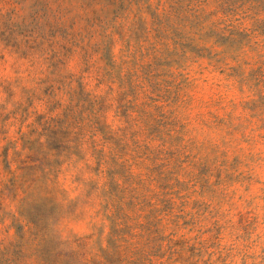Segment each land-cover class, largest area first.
<instances>
[{
  "label": "rangeland",
  "instance_id": "1",
  "mask_svg": "<svg viewBox=\"0 0 264 264\" xmlns=\"http://www.w3.org/2000/svg\"><path fill=\"white\" fill-rule=\"evenodd\" d=\"M172 4L0 0V264H264V0Z\"/></svg>",
  "mask_w": 264,
  "mask_h": 264
},
{
  "label": "trees",
  "instance_id": "2",
  "mask_svg": "<svg viewBox=\"0 0 264 264\" xmlns=\"http://www.w3.org/2000/svg\"><path fill=\"white\" fill-rule=\"evenodd\" d=\"M185 1L190 2V0H172V2H173V4L171 5L172 12L169 13V16L167 18V22H168L167 24L168 25H170L172 23L178 24V18L183 13V3ZM206 2H204V4ZM190 11H192L191 12L192 13L191 17L193 18L192 28L195 31L199 30V29H202L203 26L205 25V23L209 21L211 15L210 14H206L205 7L204 6L201 7V5L197 6L196 9L190 10ZM172 15H176L177 18L176 19H172L171 18ZM195 33H197V32H195ZM47 143H48V145H50L49 142H47ZM110 186H112V184ZM116 189H117V187H116ZM125 191H126V189L124 188L123 189L124 194L122 196H120V197H117V195L115 194L114 189L111 191L112 198L118 199V202H119V205L116 208L117 211H116V214H115V218L117 220L118 227L115 230V232L112 231V233H111V238L114 235L116 237L115 241H114L115 244H114V249H113V251H115L114 254H118L119 253L118 251H122L121 250L122 246H121L120 243L122 241L127 242V239H125V236H128V234L130 233V230H131L129 227L124 226V225H127L129 218H128L127 213H126L127 212L126 208L122 204L120 205V203H122V201L124 199ZM132 197L133 196H131V198ZM109 205H110V202L107 204V206H109ZM127 205H128V207H132L133 206V202H128ZM121 213H123V216L121 215ZM121 217L125 218L124 222H120L119 221L121 219ZM117 261H121L122 262L121 259H118ZM117 261H114L112 264H115ZM109 263L111 264V262H109ZM129 264H137V263H136V261H131V262H129Z\"/></svg>",
  "mask_w": 264,
  "mask_h": 264
}]
</instances>
